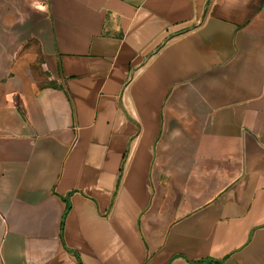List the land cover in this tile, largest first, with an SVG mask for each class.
<instances>
[{"label": "crops", "instance_id": "0c3cea01", "mask_svg": "<svg viewBox=\"0 0 264 264\" xmlns=\"http://www.w3.org/2000/svg\"><path fill=\"white\" fill-rule=\"evenodd\" d=\"M0 264H264V0H0Z\"/></svg>", "mask_w": 264, "mask_h": 264}]
</instances>
